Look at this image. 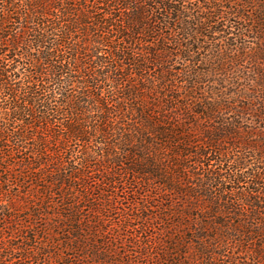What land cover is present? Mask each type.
<instances>
[{"label": "trees", "instance_id": "obj_1", "mask_svg": "<svg viewBox=\"0 0 264 264\" xmlns=\"http://www.w3.org/2000/svg\"><path fill=\"white\" fill-rule=\"evenodd\" d=\"M225 1L0 0V264H133L116 211L136 263L264 264V0Z\"/></svg>", "mask_w": 264, "mask_h": 264}, {"label": "rangeland", "instance_id": "obj_2", "mask_svg": "<svg viewBox=\"0 0 264 264\" xmlns=\"http://www.w3.org/2000/svg\"><path fill=\"white\" fill-rule=\"evenodd\" d=\"M229 1L226 0L225 3H224V6L226 8H229V5H228ZM199 13V10L195 12V14ZM228 19L231 21V23L228 24V29L227 31L228 32H231L233 33L232 35L231 34H228L229 36V40H228V47L226 45L223 46V43H221L220 46L223 47V51H224V58H226L225 56H227L229 59L230 58H233V54L235 53V51L233 50H236L237 48H245L246 49V53L248 52V50L252 49V48H258L259 45H258V42L256 40V37L257 35L253 34V33H246L245 34V37H240L238 38V40L235 42L234 40L232 39H236V36H238V33L239 31H237L236 29L233 30L230 28L231 24H232V21L233 22H237L239 24V28L243 30H245L246 26H248V22H244V20H236L234 18V16L228 14ZM218 28H223L221 27V25H218ZM224 29V28H223ZM216 39H219L220 36H214ZM212 37V38H214ZM237 43V44H236ZM235 44L238 45L237 48H234L235 47ZM228 49V51H227ZM226 50V51H225ZM237 56L235 55L234 58H236ZM258 68V66L256 64H252L250 63L247 59L245 60H241L237 63H228V66H227V69H228V73H224L222 72V74L220 73H216L214 76H212L211 78V83L208 82L209 84L207 86H205V88H209V86L212 85V83L214 82V80H219V79H229L232 81L231 82H236L235 85H232V83H228V92L230 91H233L234 89L236 90H249V89H253L252 87V80L255 79V75L253 74L254 71H256ZM201 69H206L205 66H201ZM225 115L228 117V118H232V115H233V112H224ZM263 128L264 127V122H258V121H255L253 117H251L249 114H246V116L244 117V121H242V128L244 130H250V129H256V128ZM252 139H257V138H253ZM254 162V161H252ZM214 166L216 168H218V166L216 164H214ZM250 172V170H249ZM95 175H98V174H95ZM228 190H230V185L229 184H226L225 185ZM246 185L244 183L238 185V188L239 189H244ZM3 190L7 189L8 187H2ZM15 191V188L13 189ZM12 191V194H14L15 192ZM14 192V193H13ZM6 196V194L4 195ZM2 197V195H0V199L1 198H5V197ZM120 206V210H123V209H127L128 207V203L126 201H120L119 202ZM85 211H88L87 208L84 209ZM118 212V213H117ZM114 218L113 221H111V223H107L106 225H108L106 228L107 229H110L111 230V233H113L114 235H118V233H122V231H124L126 228H127V224H129L130 226H133V230L132 229H129L128 230V234L127 236L129 238H123L122 239V245H118V252H120L121 254H125L127 255V258H129L130 260H132L133 264H141L140 262L136 263V261H139V257H136L135 254L133 253H129L128 252V239H131L133 238V235H137V236H142V232L141 230L138 228L137 226V222H134L133 220L132 221H126V223H124L123 221V215H122V212L121 211H116L115 212V215H112ZM21 220L23 221V223L25 224V222H29V219H27L25 216L21 215ZM105 226V224L103 225ZM137 226V227H136ZM105 228V227H104ZM152 231L149 232V234L151 233ZM130 250V249H129ZM122 256V255H120ZM135 261V263H134ZM141 261V260H140ZM17 264H28L27 262L25 261H22V262H18ZM143 264V263H142Z\"/></svg>", "mask_w": 264, "mask_h": 264}]
</instances>
